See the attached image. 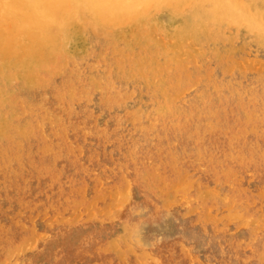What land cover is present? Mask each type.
Returning a JSON list of instances; mask_svg holds the SVG:
<instances>
[{
  "label": "rangeland",
  "instance_id": "rangeland-1",
  "mask_svg": "<svg viewBox=\"0 0 264 264\" xmlns=\"http://www.w3.org/2000/svg\"><path fill=\"white\" fill-rule=\"evenodd\" d=\"M239 1L248 13L257 14L256 26L234 15L238 22L224 19L208 38L184 32L191 8L163 1L153 16L124 23L98 22L87 9L75 10L71 32L85 44L56 43L71 51L66 57L51 55L50 67L79 60L72 49L91 42L92 53L81 66L91 64L87 73L107 78L109 85L86 89L73 102L58 99L52 88L30 89L16 74L0 79V264H264V110L258 122L247 123L234 96L224 102L237 129L238 141H233L244 145L232 156L227 147L198 142L160 124L163 114H155L159 96L177 95L185 107L198 101L211 82L247 89L259 106L264 104V28L258 27L264 26V0ZM199 2L205 10L212 7L210 0ZM177 46L194 65L187 71L176 68ZM117 58L127 59V71L143 68L150 59L160 61L165 73L159 83L168 77L180 83L155 89L135 74L121 76L112 65ZM0 59V69L19 65L16 57ZM48 70L35 69L53 81L54 89L73 73L71 65L53 76ZM175 113L178 120L185 116L184 111ZM24 126L34 128L37 136L27 140L17 133ZM47 145L56 156L42 155ZM244 147L241 161L236 156ZM199 148L207 150L201 160ZM145 172L154 176L153 187L144 182Z\"/></svg>",
  "mask_w": 264,
  "mask_h": 264
},
{
  "label": "bare ground",
  "instance_id": "bare-ground-1",
  "mask_svg": "<svg viewBox=\"0 0 264 264\" xmlns=\"http://www.w3.org/2000/svg\"><path fill=\"white\" fill-rule=\"evenodd\" d=\"M160 1H163L165 3H168L170 6H172L174 8H180L182 6L183 7L186 6L188 8H191V10L186 11V14H185V17H184V22H185V26H184V30L185 31L184 32L186 34H198V35L201 34L205 38L212 37V35L210 33V29L214 30V28H216L219 24H221L224 19H231V20H233L235 22H238V20H235L232 17L234 15H236L238 18L242 19L243 21H245V19L252 20V22H249L248 23V25H251V26H254L255 25V22L254 21L257 22V18L255 16L257 14L256 13H248L246 11L244 5L239 0H210L212 2V7L210 9H208V10H205V8H204L203 5L197 4L198 0H0V57H4L6 59L9 58V57L10 58L11 57H16L17 60H19V65L15 66V67H10V70L8 68L0 69V79L5 80L7 77H11L13 74H16L21 79V84L22 85H24V86H26V87H28L30 89L40 88V86H44L46 88H52L53 89L52 91L54 92V95L58 99H60L62 101H65V102L66 101L73 102V101L77 100L76 98H78V97H81L82 98L84 95H79V94H81L86 89H89V88H91V89L92 88H100V89L107 88L108 85H109V84L107 85V83H108L107 78L102 80V79H99L97 77H92V76H90L87 73V70L91 68V64H88V66L90 68H85L84 66H81V64L83 63V61H85L83 59L84 58H87L92 53V52H89L90 49L88 48V46L91 45V42L86 47H83L82 49L80 47H74L75 49H72L76 53H79V54H77V55L80 56L79 57V60L78 59H75V60L72 61V59H68L67 65H60V66L56 65L55 67L54 66L53 67H50V64L53 63V62H51V58H52L51 55L59 54V55H63L64 57H66V54H70L69 51H71V50H63V49L61 50L60 48L56 47V43H59L61 45H62V43H64V44H73L74 46H76V45L79 44L81 47L84 46V44H85V40L84 39L75 38L72 35L71 25H70V22L69 21L72 18L73 14H74V11L75 10L77 11V10H80V9H84L85 8V9H87L90 12V14L92 15L93 19H95L98 22L124 23V22H128V21H132L134 19H137L138 17L148 18V17L153 16L154 15V7ZM202 2H203V0H200L199 3H202ZM77 17H79V15H77ZM71 23L74 24L73 22H71ZM262 25H264V23H262ZM258 27L259 28H264V26H258ZM214 34H216V33H214ZM114 43H115V41H114ZM80 50H82V52ZM175 51H176V53L177 52L179 53V55L177 57V62H176V68L178 70L185 69L187 71V69H189L191 66H194L193 63H192V61H191V59H190V57H186L185 55H183V50L181 49L180 46H177V48H176ZM208 58L210 60L215 59V57H213L212 55H210ZM0 61H1V59H0ZM56 62H57V60H56ZM15 63H16V61H15ZM126 64H127V59L117 58L113 62L112 65L115 67V70H117L118 74H121V76L125 72H129L131 74H135L138 77H140L143 81H145L147 84H150L155 89H160L161 88V85H166V84H167V88H169V87L171 88V87H173V85L175 83H177V84L180 83V80L179 79H175V77H173L172 79H171V77H168V79H170V80L167 83L162 82V80H160V83H159L160 77H162L164 75V73H165V65L164 64H161L160 61L153 62V60L150 59V60H148V62H146V65L143 68H141V67H137V68L136 67H133V68L129 69L128 71L127 70H124ZM214 64H215V62H214ZM69 65H71V68H73L72 75L69 76L68 78L64 79V81H62V83L60 84L61 86L59 85V87H57L56 89H54L52 87V85H51L52 84L51 82H53V81L48 80V79L45 80V79L41 78L38 75L39 73H37L35 71V69H36L37 66L38 67H41V68H46V70L49 69L48 71H50L51 72V75L53 76V75H55L57 73L58 70L64 71L67 68H69ZM13 68H15L14 70L17 73H15L13 70H11ZM195 69L196 70H200V71L201 70H204L201 67H198L196 65H195ZM6 70H8L10 72V74H6L5 73ZM111 71H113V70H111ZM3 80H0V82H2ZM182 80H184V79H182ZM56 81H57V79H56ZM161 82H162V84H161ZM56 84H59V83L57 82ZM17 90L18 89H16V91ZM23 91H25V90H23ZM35 91H37V90H35ZM2 92H3V90H2ZM42 92H44V91H42ZM42 92H41V94H42ZM17 93H15V94H17ZM142 94H143V92H142ZM199 95H201V96H200V98H199L198 101H196L194 103H191V104H189L188 106H185V107L184 106L182 107V104H181L182 101L179 100V97H177V95H161V96H159V104H158V107H157V109L155 111V114L158 115V118H159V114H163V117H162L163 120H162V122H159V123L160 124H163V125H167V127L172 126L176 130H179V131L184 132V133H188V135L190 137H195L196 138V141H198V142H200V141L201 142L207 141L209 144L212 143L213 145H220V146L227 147V149H228L227 152H228L229 156H232V154L234 152L239 151L240 148L243 147L244 145H239V142L235 143L233 141V139L235 137V133H236L235 131L237 129L235 128V123H231L232 120H231L230 117H232L231 115L233 114V112L232 111H229L227 109V107H223L224 106V102H226L227 100H229V95L234 96L235 97V100L237 101L239 110H241L242 112H244V115L246 113V116H247L246 117V121H247V123H250V122L251 123H256V122H258V117H259V114L258 113H259V111H263L264 110V104H261V106H259L258 105L259 100H257V98H255L254 96H252L251 93L247 89H245V90H242V89H234V88H231L229 86L222 87V86L218 85L216 82H211L209 84L208 89L206 91L200 93ZM262 95L264 97V92H263ZM13 96H14V94H13ZM16 96H18V95H16ZM36 100H34V101H36ZM47 103H48V101H47ZM62 104L64 105L63 102H62ZM52 106L54 107V105H52ZM26 109H27V107H26ZM180 111H182V112L184 111L185 112V116H184V118L182 120H180V119L178 120V118L175 117V116H178V115H176L175 112H180ZM54 112L55 111H53V113ZM29 119H30V117H29ZM44 119H46V118H44ZM52 119H53V117H52ZM49 120H51V119H49ZM173 121H176V123H171ZM153 126L154 125H152L151 127H153ZM241 126H238V128H241ZM245 128L246 127H244V129ZM32 129H34V128H31L29 126H24V127H21V128H17V131H18L17 133H19L23 137H26L27 140H29V138L31 139V137H33V136L36 137L37 136L36 133H35V131H33ZM51 130H52V128H51ZM204 132H208V133H211V134L207 135ZM77 133H79V132H77ZM74 135H75V132H74ZM213 135L216 136V137H213ZM217 135H219V136H217ZM221 139H223V140H221ZM237 139L238 138H235L234 140L238 141ZM8 143H10V142H8ZM60 143L58 145H61ZM67 146H64V149H65V147L67 148ZM153 146H154V144H153ZM53 147H55V146H53ZM31 150H32V148H31ZM42 150L44 152V153L42 152V155L48 154L49 156H56V154H57L55 151L51 150L48 147V145L45 146V147H43ZM67 150H69V149H67ZM131 150H132V148H131ZM148 150L150 151V149H148ZM161 150H162V148L160 149L159 152H161ZM197 150H198L197 156L199 155L198 158L200 160L203 159V156H201L200 154H201V152H204L205 153L207 151L206 148H204V150H200V148L197 149ZM249 151H250L249 153L254 152L253 147ZM130 155H131V153H130ZM0 156H1V154H0ZM211 156H212V154H211ZM236 157L239 158V159H241V161H245V147H244V151L242 153L238 154ZM205 158H206V156H205ZM165 159H167V157ZM210 160H212V157H210ZM179 161H178V163H179ZM176 162H177V160H176ZM101 163H103V161ZM184 164H185V162H184ZM36 165H37V163H36ZM173 165H174V163H173ZM173 165H170V166L172 167ZM120 166H121V164H120ZM174 166H176V165H174ZM162 167H163V170H164V168H165L164 165ZM197 167H198V165H197ZM198 169H199V167H198ZM161 170H162V168H161ZM178 170H179V168H178ZM136 171L137 170H135V172ZM169 171H170V169H169ZM237 171H238V169H237ZM195 172H196V170H195ZM206 173H208V172H206ZM32 174H33V172H32ZM149 174H150V172H149ZM149 174L146 173V175L148 177V180H145L144 182L147 184V186L153 187V185L155 184V181L156 180H155V178H153L154 177L153 175H152L153 176L152 177ZM168 174H170V173L168 172ZM180 174H181V172H180ZM0 175H2V174H0ZM172 175L174 176V174H172ZM88 176H89V174H88ZM134 176L136 177V175H134ZM137 176H140V175H137ZM100 177H103V176H100ZM118 177H120V175ZM167 177H169V176H167ZM181 177H182V175H181ZM37 178H39V177H37ZM248 181H250V180H248ZM29 184H31V183H29ZM158 184H159V182H158ZM174 185H175V183H174ZM168 186H170V185H168ZM66 188L67 187H65V189ZM175 188H177V187H175ZM151 192H152V190H151ZM157 193H158V190H157ZM58 194H59V192H58ZM205 196H206V194H205ZM1 228H3V227H1ZM15 243H16V241H15ZM1 246L2 245H0V247ZM60 246H62V245H60ZM56 248L58 249V247H56ZM48 254H50V253H48ZM73 254H76V253L74 252ZM30 259L32 260V258H30ZM51 261H52V259H51ZM34 262H35V260H34Z\"/></svg>",
  "mask_w": 264,
  "mask_h": 264
}]
</instances>
